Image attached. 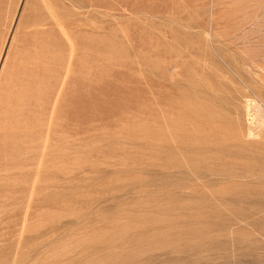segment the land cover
I'll use <instances>...</instances> for the list:
<instances>
[{
    "label": "rangeland",
    "instance_id": "rangeland-1",
    "mask_svg": "<svg viewBox=\"0 0 264 264\" xmlns=\"http://www.w3.org/2000/svg\"><path fill=\"white\" fill-rule=\"evenodd\" d=\"M262 233L264 0H0V264H263Z\"/></svg>",
    "mask_w": 264,
    "mask_h": 264
},
{
    "label": "bare ground",
    "instance_id": "bare-ground-1",
    "mask_svg": "<svg viewBox=\"0 0 264 264\" xmlns=\"http://www.w3.org/2000/svg\"><path fill=\"white\" fill-rule=\"evenodd\" d=\"M91 3H92V2H91ZM93 6H94V5H93ZM54 126H55V125H54ZM49 128H50V127H48L47 129L49 130ZM51 128H53V127H51ZM53 129L55 130V128H53ZM57 129H59V128H57ZM59 130H60V129H59ZM46 131H47V130H46ZM52 131H53V130H52ZM55 131H56V130H55ZM61 131H62V130H61ZM61 131H60V132H61ZM48 132H49V131H48ZM54 133H55V132H54ZM54 133H52V134H54ZM56 133H57V132H56ZM56 133H55V134H56ZM47 135H48V133H47ZM58 135H59V134H58ZM56 136H57V135H56ZM47 137H48V136H46V139H47ZM53 137H54V136H53ZM55 139H56V138H55ZM57 139H58V138H57ZM59 139H60V138H59ZM61 141H63V139H62ZM38 169H39V167H38ZM36 170H37V169H36ZM34 172H35V171H34ZM35 173H36V177H37L38 179H37V180L34 179L33 181L36 180V182H37V181L40 182V181H42V180L45 179V178L42 179V177H40V173H42V172L39 173L38 171H36ZM36 177H35V178H36ZM33 178H34V177H33ZM33 185H34V184H33ZM32 188H34V187H32ZM33 190H34V189H33ZM236 226H237V225H236ZM244 230H245V229H244ZM261 230L263 231V229H261ZM259 232H260V231H259ZM242 233H243V232H242ZM252 233H253V231H252ZM229 234H230V233H229ZM244 234L246 235L245 232H244ZM262 234H263V233H262ZM245 235H244V237H248L247 235H246V236H245ZM248 235H249V234H248ZM256 235H257V234H256ZM253 236H254V235H253ZM263 236H264V234H263ZM242 237H243V235H242ZM244 237H243V238H244ZM250 237H251V236H250ZM250 237H249V238H250ZM259 237H262V235H261V236H258L256 239H258ZM263 238H264V237H263ZM254 239H255V238H254ZM246 242H247V241H246ZM249 244H250V243H249ZM251 244H252V243H251ZM253 244H254V243H253ZM235 245H237V244H235ZM235 245H234V246H235ZM249 246H250V245H249ZM252 246H253V245H252ZM236 250H238V249H235V251H236ZM243 250H244V249H243ZM231 251H232V250H231ZM232 252H234V251H232ZM240 252H241V251H240ZM240 252H239V253H240ZM253 252H254V251H253ZM237 254H238V253H237ZM237 256H238V255H237ZM243 256H244V255H243ZM240 257H241V255H240ZM245 257H248V256H245ZM260 257H261V256H260ZM241 258H242V257H241ZM243 259H244V258H243ZM247 260H248V259H247ZM242 261H243V260H242ZM248 261H249V260H248ZM253 261H254V260H253ZM260 261H261V260H260ZM260 261H258V262L256 261V262H257V263H260ZM236 262H237V261H236ZM243 262H246V261H243ZM232 263H233V261H232ZM238 263H239V262H238ZM240 263H241V262H240ZM260 264H262V263H260ZM263 264H264V263H263Z\"/></svg>",
    "mask_w": 264,
    "mask_h": 264
}]
</instances>
